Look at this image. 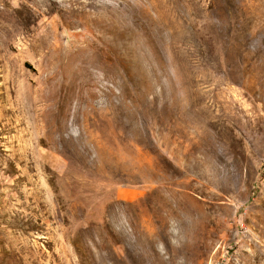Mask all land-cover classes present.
<instances>
[{"label":"rangeland","instance_id":"1","mask_svg":"<svg viewBox=\"0 0 264 264\" xmlns=\"http://www.w3.org/2000/svg\"><path fill=\"white\" fill-rule=\"evenodd\" d=\"M0 264H264V0H0Z\"/></svg>","mask_w":264,"mask_h":264},{"label":"bare ground","instance_id":"2","mask_svg":"<svg viewBox=\"0 0 264 264\" xmlns=\"http://www.w3.org/2000/svg\"><path fill=\"white\" fill-rule=\"evenodd\" d=\"M210 122V121H209ZM211 123V122H210ZM212 125V124H211Z\"/></svg>","mask_w":264,"mask_h":264}]
</instances>
